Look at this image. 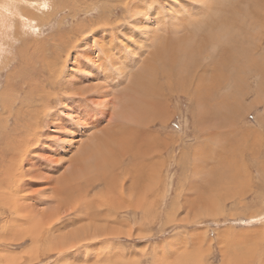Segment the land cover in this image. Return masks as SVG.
Instances as JSON below:
<instances>
[{"label": "rangeland", "instance_id": "1", "mask_svg": "<svg viewBox=\"0 0 264 264\" xmlns=\"http://www.w3.org/2000/svg\"><path fill=\"white\" fill-rule=\"evenodd\" d=\"M10 9L0 264H264V0Z\"/></svg>", "mask_w": 264, "mask_h": 264}, {"label": "bare ground", "instance_id": "2", "mask_svg": "<svg viewBox=\"0 0 264 264\" xmlns=\"http://www.w3.org/2000/svg\"><path fill=\"white\" fill-rule=\"evenodd\" d=\"M24 1V0H23ZM196 1H198V0H196ZM203 1V0H202ZM205 1V0H204ZM14 2H16V0H2V4H0V13H2V14H7L8 16H11L10 14H16V9H15V11H13V12H11V9H10V7H11V4H12V6H13V3ZM201 2V1H200ZM204 3V2H203ZM38 5V4H37ZM14 6H15V4H14ZM197 7H199V5L197 6ZM210 8V7H209ZM14 9V8H13ZM201 9V8H200ZM220 9V8H219ZM214 10V9H213ZM228 12V11H227ZM2 14H0V16H2L3 17V15ZM200 14V13H199ZM12 15V16H13ZM201 15V14H200ZM204 17V16H203ZM1 19V18H0ZM10 19V18H9ZM26 20H28V18L26 19ZM223 20V19H222ZM0 22H1V20H0ZM26 22V21H25ZM24 22V23H25ZM6 23V22H5ZM6 25V24H5ZM228 26H226V28H227ZM4 28V27H3ZM228 29V28H227ZM223 31V30H222ZM222 31H221V35H222ZM224 32V31H223ZM229 32V31H228ZM219 34L217 35V36H214L215 37V39H217V41H219ZM223 36V35H222ZM224 37H226V34L223 36V38ZM221 38V37H220ZM188 40V39H187ZM186 42V41H185ZM190 42V41H189ZM189 42H187V43H185L184 45H181L183 48V50H186L184 47H186L187 45H188V43ZM187 44V45H186ZM190 44H191V42H190ZM174 46V45H173ZM187 47H189V46H187ZM186 47V48H187ZM144 74V73H143ZM137 83V82H136ZM261 215V214H260ZM78 235V234H77ZM65 243H63L62 245H64ZM224 249V248H223ZM225 250V249H224ZM198 255V253L196 254V256ZM196 261V260H195ZM201 264V263H200Z\"/></svg>", "mask_w": 264, "mask_h": 264}]
</instances>
